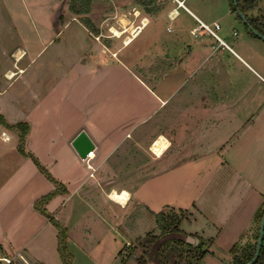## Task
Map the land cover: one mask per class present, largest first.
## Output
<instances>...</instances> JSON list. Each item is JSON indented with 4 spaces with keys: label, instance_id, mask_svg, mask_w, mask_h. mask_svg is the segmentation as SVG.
Returning <instances> with one entry per match:
<instances>
[{
    "label": "crops",
    "instance_id": "0c3cea01",
    "mask_svg": "<svg viewBox=\"0 0 264 264\" xmlns=\"http://www.w3.org/2000/svg\"><path fill=\"white\" fill-rule=\"evenodd\" d=\"M179 1L148 13L147 25L123 44L111 40L120 37L94 33L79 17L53 21L56 34L73 27L81 42L71 48L75 60L61 73L64 93L50 69L25 75L29 62L18 63L28 51L15 47L24 55L17 64L12 60L18 69L6 66L0 73V113L8 124H27L24 150L61 190L43 204L47 213L35 206L56 184L19 150V130L0 123V254L20 251L25 264H58L57 255L64 264L55 224L65 229L69 243L62 211L67 218H78L79 210L106 218L117 214L114 208L131 205L137 220H148L139 237L157 228V212H186L178 227L212 237L215 247L221 238L232 246L249 230L264 204V40L238 30L228 5L229 27L223 35L221 23L216 30L221 43L194 29L219 19L196 13L200 0ZM172 8L178 14L169 18ZM6 48L12 58L15 48ZM7 70L13 77L5 76ZM16 78L19 90L9 94ZM82 129L95 143L93 174L72 145ZM2 131L11 135L9 141ZM160 138L157 152L153 145ZM186 191L187 200L177 197ZM95 193L99 205L89 198ZM170 193H177L172 200Z\"/></svg>",
    "mask_w": 264,
    "mask_h": 264
},
{
    "label": "rangeland",
    "instance_id": "374dc122",
    "mask_svg": "<svg viewBox=\"0 0 264 264\" xmlns=\"http://www.w3.org/2000/svg\"><path fill=\"white\" fill-rule=\"evenodd\" d=\"M175 1L93 0L90 4L88 16L92 20L94 28L97 29L93 32H102L103 35L108 36L110 33L109 26L111 24L117 25V19H120L124 26H128V24L133 22L139 23L141 18L148 16V13L155 14L164 6ZM240 1L243 2L244 0ZM53 2L54 0H0V73L6 66L18 69L17 66L13 65L12 60L15 59L17 64V61L23 57L24 50L22 48H15L16 46H21L26 49V52L28 51L27 56L22 58L20 63H18V65H24L29 62L25 75L33 70L48 72L47 70L50 69L51 72H56L53 77L59 83V91L63 90L64 93L66 79L64 74L62 75L61 73H64L65 69L69 67V63L75 60V54L73 55V53L76 50L72 52L73 49L71 48L76 49L81 47V42L74 37L75 32L71 30L73 27L68 29V31L65 30L63 33L56 34L55 22L53 21H59L72 16L83 17L85 15L79 16L72 13L68 9L69 0H58L59 3L56 5H53ZM187 4L192 5L189 1ZM254 4L255 7L248 10V14L257 16L264 28V0H254ZM228 5L229 11H231L230 20L237 24L238 30L240 29L241 32L248 31L250 35H253L244 22L237 17L236 11H233L230 0H200V7H197L195 12L207 21L218 18L219 23L223 25L219 32L223 35L225 30H227L226 27H229L226 24L228 21L226 17ZM134 9L138 10L137 15H134ZM123 18L127 20L126 23H123ZM152 23L148 26L150 30L153 26ZM101 39L106 41L110 38L101 36ZM113 39L116 41L119 39L118 41L122 43L121 37H114L111 40ZM8 45L15 48L11 54L13 59L10 58L9 51L6 48ZM33 56L34 59L31 60ZM261 61L264 60L261 59ZM262 73L264 75V72ZM247 78L248 81L251 80L249 75ZM3 82L7 83L4 80ZM19 83L20 80L16 78L7 87V92L9 94L13 92L16 94L19 90ZM60 99L58 98V101ZM169 188H171V184L167 185L165 183V189L169 190ZM141 191L149 193L150 190L141 188ZM176 194H168L169 200H172ZM99 197L96 193L89 195L90 199H94L92 201H95V205H99ZM162 197L155 198L161 199ZM177 197L181 200H187L189 193L186 191ZM263 207L264 204L261 211ZM114 209H116L114 212L117 214H106V218H102L101 214L91 210L82 215H80L81 211L79 210L78 218L74 216L68 218L65 215L61 216L65 211H62L58 215L65 222L63 223L69 227L70 242L67 243L66 241V255L70 256L71 259L74 256L75 264H139L137 260L138 256H141L144 264H234V256L240 254L244 247L257 241L256 236L261 219L260 212L253 220L249 230L241 235L232 246L227 245L226 240L224 241L221 238L217 242V244H220L215 247L213 246L212 237H204L198 233L187 232V227L180 224L178 227L179 220L186 217V212H178L176 215L177 219H173L170 227L176 226L179 229L181 228V230H184L186 234H189L196 241L191 240L190 242L192 243L181 242L174 237H183L187 241L186 236L170 232L167 235L165 234L164 240L151 248V245H149L150 237L148 238V235L139 237L140 234L144 233L143 230L147 227L148 220L145 218L137 220V215L133 212L131 205H128L125 209ZM148 229H150V226H148ZM45 232L46 230L37 236L35 235L36 237L33 239L32 244L37 242ZM160 233L161 229L157 226L150 234L159 235ZM59 258L56 255L54 260L58 264H61ZM122 260L126 261V263H123ZM20 262L18 264H25Z\"/></svg>",
    "mask_w": 264,
    "mask_h": 264
},
{
    "label": "trees",
    "instance_id": "16d2710c",
    "mask_svg": "<svg viewBox=\"0 0 264 264\" xmlns=\"http://www.w3.org/2000/svg\"><path fill=\"white\" fill-rule=\"evenodd\" d=\"M92 1L93 0H69L68 9L72 13H74L75 15L81 16L84 14L85 16H83V17L81 16L79 18L85 23V25L88 28H90L91 30H97L94 28L95 26H94L92 20L88 16V13L90 11V4ZM230 5H231L233 11H236V7L233 3V0H230ZM237 7L245 14V16L247 17V19L251 25H253L255 28L259 29L261 32L264 33V28H263L259 18L257 16H253L251 14H248V10L253 9L255 7L254 0H244L243 2L240 0H237ZM237 17L239 19H241L238 15H237ZM247 28H248V26H247ZM249 31L254 36H256L251 30H249ZM256 37H258V36H256ZM0 123H2L3 125H5L7 127H10L13 129L15 128V129L19 130V132H20V143L18 145L19 150L25 154L30 155L32 157V159L35 161V163L39 166V168L47 175V177L56 184V187L53 190L44 194L43 196H41L39 199H37L35 201V206L38 209H40L43 213H47L45 208L43 207V204L50 197H52L55 193H57L58 191L61 190V183L57 179H55L51 175V173L38 162L37 158L33 154L26 152L24 150L23 142H24L25 133L28 130L27 124H24L22 122H17L14 124H8L5 121V118L1 113H0ZM166 210H161V211L156 213V222H157L158 227L161 229V233L159 235H152L150 233L147 234L148 238L150 237L149 245H151V248H153V246L155 244H157L158 239L164 234L174 232V233L183 234L184 236L189 235V234H186L183 230L177 228L176 226L172 227V228L170 227L173 219H177L176 218L177 213L167 212ZM168 211H171V210H168ZM263 211H264V207L261 211V216H262ZM55 224L57 225V227L59 229L58 248H59L60 254L63 258V262H64V264H72L71 257L70 256L68 257V255H66V252H67L66 251L67 250V248H66L67 247V244H66L67 235H66L65 229L62 226H60V224L56 221H55ZM174 238L181 241V242L192 243L190 241H185V239L183 237H174ZM256 238H258V234H257ZM256 243H257V241L254 244H251V245H248L247 247H244L240 254H236L234 256V264H245L253 256L255 248H256ZM137 260H138L139 264H144V261L141 258V256H138ZM253 264H264V237H263V242L261 245L259 256Z\"/></svg>",
    "mask_w": 264,
    "mask_h": 264
},
{
    "label": "built area",
    "instance_id": "2783aa9c",
    "mask_svg": "<svg viewBox=\"0 0 264 264\" xmlns=\"http://www.w3.org/2000/svg\"><path fill=\"white\" fill-rule=\"evenodd\" d=\"M178 4L182 3V1L176 0ZM138 10L134 9V15H137ZM178 14V11L176 8H172L171 11H169L168 16L169 18H174ZM143 18L140 19L139 23H130L128 26H124L121 23L120 19L116 20L117 25L111 24L109 26L110 33L108 36H116L121 37L123 43H127L131 41L140 31H141V25H143ZM132 27V28H130ZM220 28L219 22H213V23H206V22H200L196 27H194L195 30L197 29H203L209 34L213 35L218 41L221 43H224V41L220 38V36L217 34L216 30ZM116 30L120 31V34L116 33ZM99 37V36H97ZM8 71L5 73V76L9 78ZM1 138L4 141H9L11 138V135L7 133L6 131L1 132ZM92 151L89 152L86 159V164L89 169H91V174H93V171L95 170V167L90 163V158L92 157ZM19 260H22L24 263H27V260L24 258V256L20 253V251H16L15 253L7 256L0 254V264H18Z\"/></svg>",
    "mask_w": 264,
    "mask_h": 264
},
{
    "label": "water",
    "instance_id": "95a60500",
    "mask_svg": "<svg viewBox=\"0 0 264 264\" xmlns=\"http://www.w3.org/2000/svg\"><path fill=\"white\" fill-rule=\"evenodd\" d=\"M233 3L236 7L237 15L241 18L244 24L248 26L249 30H251L256 36L264 40V33L249 23L245 14L237 7V0H233ZM72 145L81 158H86L89 152L95 148L94 141L84 129L80 130L75 135V137L72 139ZM166 235L165 234L162 235L158 239L157 243H160L162 240H164ZM263 237H264V211L262 213L260 223H259L258 238H257V243H256L254 254L245 264H253L258 258L261 245L263 242ZM186 240L191 241L193 240V238L190 235H187Z\"/></svg>",
    "mask_w": 264,
    "mask_h": 264
},
{
    "label": "bare ground",
    "instance_id": "6f19581e",
    "mask_svg": "<svg viewBox=\"0 0 264 264\" xmlns=\"http://www.w3.org/2000/svg\"><path fill=\"white\" fill-rule=\"evenodd\" d=\"M126 19L125 18H123V23H126ZM143 25H141V29H142V27H144L147 23H148V18L145 16L144 18H143ZM115 31H116V33L117 34H120V31H118V30H116L115 29ZM130 42V41H129ZM128 43V42H127ZM8 74H9V76H11V75H14V72L13 71H11V70H9L8 71ZM161 138L158 140V141H156L155 143H154V145H153V148L157 151V152H161ZM92 156H94V152L92 153ZM123 194H125V192H123ZM122 194V195H123ZM113 195L115 196V197H118V198H122L123 196H119V195H116V193L114 192L113 193Z\"/></svg>",
    "mask_w": 264,
    "mask_h": 264
}]
</instances>
